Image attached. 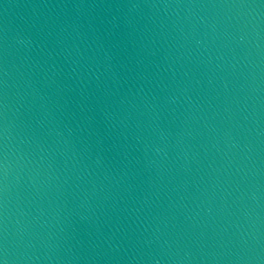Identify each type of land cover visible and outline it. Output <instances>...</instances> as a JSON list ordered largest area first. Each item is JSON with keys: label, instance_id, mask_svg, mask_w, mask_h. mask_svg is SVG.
I'll return each instance as SVG.
<instances>
[{"label": "water", "instance_id": "water-1", "mask_svg": "<svg viewBox=\"0 0 264 264\" xmlns=\"http://www.w3.org/2000/svg\"><path fill=\"white\" fill-rule=\"evenodd\" d=\"M0 264H264V0H83L0 139Z\"/></svg>", "mask_w": 264, "mask_h": 264}]
</instances>
